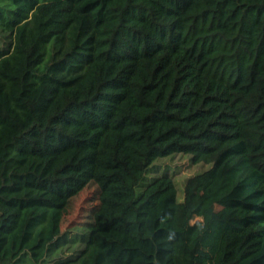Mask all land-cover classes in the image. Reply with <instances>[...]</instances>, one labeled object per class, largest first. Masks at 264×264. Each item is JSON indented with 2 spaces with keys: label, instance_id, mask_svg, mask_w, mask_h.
Returning a JSON list of instances; mask_svg holds the SVG:
<instances>
[{
  "label": "trees",
  "instance_id": "1",
  "mask_svg": "<svg viewBox=\"0 0 264 264\" xmlns=\"http://www.w3.org/2000/svg\"><path fill=\"white\" fill-rule=\"evenodd\" d=\"M0 264H264V0H0Z\"/></svg>",
  "mask_w": 264,
  "mask_h": 264
},
{
  "label": "rangeland",
  "instance_id": "2",
  "mask_svg": "<svg viewBox=\"0 0 264 264\" xmlns=\"http://www.w3.org/2000/svg\"><path fill=\"white\" fill-rule=\"evenodd\" d=\"M153 164L159 165V170L146 173L145 182L159 175L164 170L173 176L177 188V198L182 199L184 179L190 175L202 172L209 168L210 164H192L188 155L175 154L173 156L157 158ZM141 187L137 188L139 191ZM98 186L89 181L84 188L71 196L61 213V227L67 229L73 223H81L90 220L92 213L98 205Z\"/></svg>",
  "mask_w": 264,
  "mask_h": 264
}]
</instances>
